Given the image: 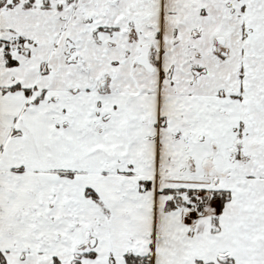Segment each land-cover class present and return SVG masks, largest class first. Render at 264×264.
<instances>
[{
	"label": "snow or ice",
	"instance_id": "obj_1",
	"mask_svg": "<svg viewBox=\"0 0 264 264\" xmlns=\"http://www.w3.org/2000/svg\"><path fill=\"white\" fill-rule=\"evenodd\" d=\"M0 264H264V0H0Z\"/></svg>",
	"mask_w": 264,
	"mask_h": 264
}]
</instances>
